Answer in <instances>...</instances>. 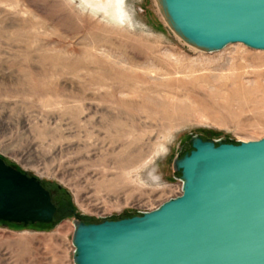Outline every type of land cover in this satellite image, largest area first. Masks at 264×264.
Returning <instances> with one entry per match:
<instances>
[{
    "label": "rangeland",
    "instance_id": "obj_1",
    "mask_svg": "<svg viewBox=\"0 0 264 264\" xmlns=\"http://www.w3.org/2000/svg\"><path fill=\"white\" fill-rule=\"evenodd\" d=\"M111 5L0 0V158L58 209L53 224L0 222V264H73V220L180 195L172 162L192 136L264 137V51L206 54L172 33L156 0Z\"/></svg>",
    "mask_w": 264,
    "mask_h": 264
},
{
    "label": "water",
    "instance_id": "obj_2",
    "mask_svg": "<svg viewBox=\"0 0 264 264\" xmlns=\"http://www.w3.org/2000/svg\"><path fill=\"white\" fill-rule=\"evenodd\" d=\"M167 27L206 54L241 44L264 51V0H156ZM172 162L180 195L139 215L73 220V264H264V137L208 141ZM41 182L0 158V222L51 224Z\"/></svg>",
    "mask_w": 264,
    "mask_h": 264
},
{
    "label": "bare ground",
    "instance_id": "obj_3",
    "mask_svg": "<svg viewBox=\"0 0 264 264\" xmlns=\"http://www.w3.org/2000/svg\"><path fill=\"white\" fill-rule=\"evenodd\" d=\"M85 5H89L90 8L98 11H106V9L110 6L109 12H114L112 9V6L115 7L112 4V0H82ZM108 5V7H107ZM108 13V12H107ZM115 13V12H114ZM128 84V83H127ZM127 85H121L120 89H126ZM135 93V92H134ZM133 93V94H134ZM132 94V93H131ZM128 103V102H127Z\"/></svg>",
    "mask_w": 264,
    "mask_h": 264
},
{
    "label": "trees",
    "instance_id": "obj_4",
    "mask_svg": "<svg viewBox=\"0 0 264 264\" xmlns=\"http://www.w3.org/2000/svg\"><path fill=\"white\" fill-rule=\"evenodd\" d=\"M202 139H204V138H202ZM204 140H208V139H204ZM208 141H210V140H208ZM231 143V142H230ZM233 144H237V143H233ZM190 149H191V147H190ZM45 188V187H44ZM47 189V188H46ZM48 190V189H47ZM49 191V190H48ZM50 192V191H49ZM51 193V192H50ZM54 200V199H53ZM55 203V202H54ZM57 207V206H56ZM57 216H58V209H57V212H56V215L54 216V221H53V223L56 221V218H57ZM131 216H135V215H130V216H127V217H131ZM117 219H119V218H117ZM112 220H116V219H112ZM85 222H87V221H85ZM52 223V224H53ZM87 223H95V222H87Z\"/></svg>",
    "mask_w": 264,
    "mask_h": 264
}]
</instances>
